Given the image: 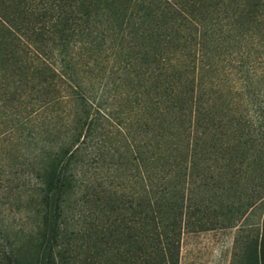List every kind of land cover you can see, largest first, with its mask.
Masks as SVG:
<instances>
[{
	"label": "trees",
	"instance_id": "obj_1",
	"mask_svg": "<svg viewBox=\"0 0 264 264\" xmlns=\"http://www.w3.org/2000/svg\"><path fill=\"white\" fill-rule=\"evenodd\" d=\"M250 171L260 198L264 0H0V207L40 215V264L80 214L107 237L105 207L133 254L177 264L193 197ZM1 223V249L33 235Z\"/></svg>",
	"mask_w": 264,
	"mask_h": 264
},
{
	"label": "rangeland",
	"instance_id": "obj_2",
	"mask_svg": "<svg viewBox=\"0 0 264 264\" xmlns=\"http://www.w3.org/2000/svg\"><path fill=\"white\" fill-rule=\"evenodd\" d=\"M259 182L254 171L237 181L228 174L223 183L232 187L227 192L219 194L209 190L206 195L197 193L193 197L195 203L204 200L208 205L189 212L191 219L180 236L177 264H255L257 242L264 226V196L259 198ZM248 202H254L253 208L247 207ZM220 203L226 209L225 213L223 207L219 208ZM91 210L95 224L107 220L103 230L107 237L103 240H88L89 235L94 237L93 229H86L80 214L66 228L62 225L68 240L59 245L62 257L55 256L56 264H170L165 256L164 260L155 254H133L136 245L127 238L118 240L110 234L115 226L112 221L115 213L106 207L103 210ZM27 217L24 218L14 203L0 207L3 223H10L16 231L23 228L25 232L30 230L33 233L31 238L21 236L12 248H0V264H40L45 232L38 224L40 215L30 212ZM198 223L202 226L199 227ZM70 229L74 232H69ZM136 244L138 249L149 245L146 241Z\"/></svg>",
	"mask_w": 264,
	"mask_h": 264
}]
</instances>
